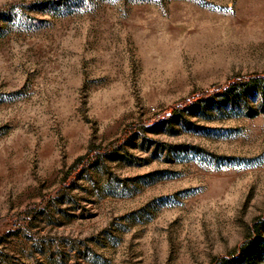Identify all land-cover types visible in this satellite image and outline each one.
<instances>
[{
  "label": "rangeland",
  "instance_id": "obj_1",
  "mask_svg": "<svg viewBox=\"0 0 264 264\" xmlns=\"http://www.w3.org/2000/svg\"><path fill=\"white\" fill-rule=\"evenodd\" d=\"M0 264H264V0H0Z\"/></svg>",
  "mask_w": 264,
  "mask_h": 264
}]
</instances>
